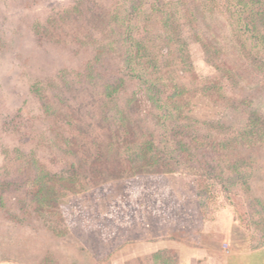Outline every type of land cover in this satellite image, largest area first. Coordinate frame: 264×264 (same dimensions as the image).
Returning a JSON list of instances; mask_svg holds the SVG:
<instances>
[{"label": "rangeland", "instance_id": "rangeland-1", "mask_svg": "<svg viewBox=\"0 0 264 264\" xmlns=\"http://www.w3.org/2000/svg\"><path fill=\"white\" fill-rule=\"evenodd\" d=\"M245 1L0 0V264L264 248V0Z\"/></svg>", "mask_w": 264, "mask_h": 264}, {"label": "trees", "instance_id": "trees-1", "mask_svg": "<svg viewBox=\"0 0 264 264\" xmlns=\"http://www.w3.org/2000/svg\"><path fill=\"white\" fill-rule=\"evenodd\" d=\"M243 1L244 0H242V2ZM245 2H247L245 3V5H248L250 8L253 7V4H250L251 1L247 0ZM127 41L131 42L132 38L128 37ZM131 45H133V43H131ZM125 55L127 56L126 62H127V68L129 69V66H128V62L130 61L129 52L125 53ZM110 96H111V92L105 91V97L108 98ZM169 158L171 157L169 156ZM25 189H27V193L35 197L36 200H38V198L44 193V190L47 191L49 194L55 192V190L51 189V187H48V186L46 187L45 185H39L36 179L28 181L25 185ZM39 202L40 200L38 201V203ZM168 253H165L164 251H158L152 254L150 257V259L152 260V264H176L175 261L172 259V257H170Z\"/></svg>", "mask_w": 264, "mask_h": 264}, {"label": "crops", "instance_id": "crops-1", "mask_svg": "<svg viewBox=\"0 0 264 264\" xmlns=\"http://www.w3.org/2000/svg\"><path fill=\"white\" fill-rule=\"evenodd\" d=\"M226 237V236H225ZM200 251H202L201 250V248L200 249H196V254L195 253H192V252H190V254L192 255V258H195V257H197L198 258V254H200ZM197 255V256H196ZM264 256V248H262V249H260V250H257V251H254L253 253L251 252V253H249V254H246V256H244V258H243V262H242V264H250V261H251V259H253V260H257V263L258 264H264V260H262V257ZM254 262V261H253ZM222 263L223 264H230L228 261H227V259H225V260H222Z\"/></svg>", "mask_w": 264, "mask_h": 264}]
</instances>
